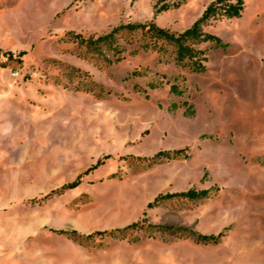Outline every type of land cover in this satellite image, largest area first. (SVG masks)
I'll list each match as a JSON object with an SVG mask.
<instances>
[{"label":"rangeland","instance_id":"rangeland-1","mask_svg":"<svg viewBox=\"0 0 264 264\" xmlns=\"http://www.w3.org/2000/svg\"><path fill=\"white\" fill-rule=\"evenodd\" d=\"M214 1L0 0V227L13 264H264V0L205 27L224 47H198L202 74L139 36L120 41L119 62L73 40L129 24L181 34ZM163 4L178 8L157 14ZM189 190L208 196L148 209Z\"/></svg>","mask_w":264,"mask_h":264},{"label":"trees","instance_id":"trees-1","mask_svg":"<svg viewBox=\"0 0 264 264\" xmlns=\"http://www.w3.org/2000/svg\"><path fill=\"white\" fill-rule=\"evenodd\" d=\"M167 1V0H165ZM159 5L157 4V7ZM245 7V0H215L211 3L200 19H198L190 29L184 31L181 34H174L168 30L157 27L154 24L141 25V24H129L123 25L114 29L109 34L102 36L100 38H89L84 39L81 35H74L73 40L79 46V48H84L88 52L93 54L101 55L103 49L113 55L117 59V62L121 61V55L124 53V48L120 45V41L124 40L128 43H133V39L136 36L140 37V49L143 51H151L158 54L171 53L173 61L177 65H182L187 67L193 74H202L205 72V64L207 63L206 53L203 50L198 49V47L211 44L216 49H220L223 46L221 40L211 34L204 31L211 22L217 19H236L240 18ZM178 8V5L173 4H163L160 8L156 9L157 14L167 12L171 9ZM132 39V40H130ZM170 49V51H169ZM9 59H13L12 54H5ZM26 54L21 53L19 57H24ZM99 57V56H98ZM101 57V56H100ZM135 75V74H134ZM140 75V74H139ZM141 76V75H140ZM159 87V84H152L151 89ZM171 92L174 95H180L177 86H171ZM161 156H170L169 153H161ZM173 157H178L182 155V151H176L172 153ZM82 178L80 176L78 180L67 186V189H75L79 185V180ZM207 191H196L189 190L185 193L179 194H167L164 196L157 197L153 203L148 205V209H152L160 206L161 204L174 200H186V201H197L207 198ZM145 229V222L136 223L127 227L123 232L128 230H143ZM170 231H180L172 228H163ZM187 232V230H183ZM121 231H115L111 233L98 232L88 237V239L96 236H110L113 238H119L123 233ZM76 235V234H73ZM194 241L197 244L209 245L216 244L221 235L215 236H202L193 235Z\"/></svg>","mask_w":264,"mask_h":264},{"label":"crops","instance_id":"crops-1","mask_svg":"<svg viewBox=\"0 0 264 264\" xmlns=\"http://www.w3.org/2000/svg\"><path fill=\"white\" fill-rule=\"evenodd\" d=\"M10 233L0 227V264H13Z\"/></svg>","mask_w":264,"mask_h":264}]
</instances>
